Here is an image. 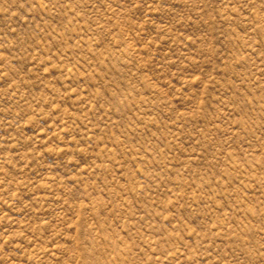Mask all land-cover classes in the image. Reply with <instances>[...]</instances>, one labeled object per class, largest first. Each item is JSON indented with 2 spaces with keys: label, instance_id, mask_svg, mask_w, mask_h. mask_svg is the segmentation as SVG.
<instances>
[{
  "label": "rangeland",
  "instance_id": "1",
  "mask_svg": "<svg viewBox=\"0 0 264 264\" xmlns=\"http://www.w3.org/2000/svg\"><path fill=\"white\" fill-rule=\"evenodd\" d=\"M0 264H264V0H0Z\"/></svg>",
  "mask_w": 264,
  "mask_h": 264
}]
</instances>
